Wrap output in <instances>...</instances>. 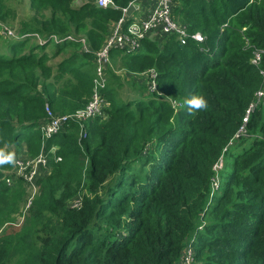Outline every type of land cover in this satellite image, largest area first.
<instances>
[{
	"label": "trees",
	"instance_id": "trees-1",
	"mask_svg": "<svg viewBox=\"0 0 264 264\" xmlns=\"http://www.w3.org/2000/svg\"><path fill=\"white\" fill-rule=\"evenodd\" d=\"M77 1L30 0L35 11L48 5L50 20L21 33L47 42L11 39L12 54H0V151L13 154L0 164V264H178L188 244L194 264H264V99L244 121L264 88V0H175L174 17L201 31L204 43L150 36L140 52L113 49L111 58L121 57L131 73L156 69L162 94L142 82L148 97L119 105L106 88L107 118L84 129L71 121L46 141L51 168L39 176L20 227H4L16 199L27 197L23 180L6 183L7 171L24 146L30 156L42 152L37 125L47 105L63 114L88 104L95 64L77 62H95L110 22L122 15L96 0ZM134 1L115 0L120 7ZM59 13L70 16L68 31L86 26L85 34L60 32ZM51 35L83 37L90 51L79 39L54 43ZM195 93L208 108L192 117L185 100ZM79 195L81 207H70Z\"/></svg>",
	"mask_w": 264,
	"mask_h": 264
},
{
	"label": "built area",
	"instance_id": "built-area-1",
	"mask_svg": "<svg viewBox=\"0 0 264 264\" xmlns=\"http://www.w3.org/2000/svg\"><path fill=\"white\" fill-rule=\"evenodd\" d=\"M138 0L131 2L126 7H120L115 0H96V4L101 8H113L120 9L122 15L118 20L110 22L108 33L106 34L102 46L99 50L95 51V77L93 80L92 96L86 106L79 108L70 113H57L47 105V118L37 125V129L42 134L43 150L38 156H30L27 150L22 151L17 155L13 161L12 167L7 171L5 175V181L9 186H13L16 180H23L24 186L27 192V198L29 199L30 206L32 199L35 197L38 191V178L43 172H48L51 168V157L46 151V141L58 134L64 127L71 121H77L80 123L81 128L84 129L85 123L92 118L102 117L107 118L108 107L110 105L109 100L106 98L104 91L108 85V70L111 65V51L113 49H119L127 54H134L140 52L143 48V40L150 36H154L155 40H159L162 37H170L176 35L181 44H187L190 41L197 43H204L206 36L201 31L190 32L185 24L178 21L174 15V8L176 6L175 0H151L152 7L148 9H141ZM138 4V8L133 12L131 16L127 15L128 8ZM142 10L144 13L140 16L137 14ZM0 32L3 37L10 39H21L27 36H35L40 44L47 42L38 33H21L17 29L0 20ZM66 36V37H65ZM51 35L48 40L54 43H60L65 41H76L79 39L83 46V50L88 52L90 48L85 38L77 37L74 35ZM262 50L256 48L254 50V58L252 62L259 65L261 62ZM143 83H145L149 93L162 92L158 89V71L154 68H150L142 73H136ZM264 99V88L256 93V99L250 105L249 110L244 118L247 122L251 112L257 107L260 101ZM176 105V102H172ZM246 132L243 126L240 130V134ZM56 148L54 147L51 152L55 154ZM56 161H60V156L54 155ZM223 160L218 163V166ZM82 204V196H76L69 203L72 208H79ZM204 225H201L202 228ZM196 251L192 245L184 247L178 264H194Z\"/></svg>",
	"mask_w": 264,
	"mask_h": 264
},
{
	"label": "rangeland",
	"instance_id": "rangeland-1",
	"mask_svg": "<svg viewBox=\"0 0 264 264\" xmlns=\"http://www.w3.org/2000/svg\"><path fill=\"white\" fill-rule=\"evenodd\" d=\"M0 1H1L0 14L2 13L0 18H2L3 22L14 26L18 32H22L23 29H25L26 27L38 28V29L42 28L44 27V22L50 20L51 8L48 5H44L43 8L35 11L30 6V0H0ZM77 2L82 3V0H78ZM138 2L139 0L137 1V3ZM149 2L150 0H143V2L141 1L140 3L141 9L143 10L144 8L148 9L149 7H152L153 3H149ZM75 5H76V1H75ZM142 10H140L137 14L141 16L144 13ZM57 17L60 21L59 23L62 24L63 27L65 28L64 30H66V31L60 30V32H69L76 35L85 34L87 30L86 26L81 27L78 30H72V31L67 30L70 27V16L68 14L59 13L57 14ZM50 26L54 30H57L59 24L54 23L53 26L52 25ZM9 42H11V39L1 36V32H0V54L3 55L12 54L11 53L12 51L8 46ZM51 46L55 47V44H52ZM63 57L64 56H62V58ZM111 62L112 64L109 67V69L110 68L111 69L110 71L108 70L109 73H108L107 90L109 92L108 94L110 98L113 97L112 101L116 102L119 105H122L130 101L141 100L148 97L147 95H144L142 91L141 78L136 73H131L127 69H125V67L122 64L121 57L116 55L115 58L113 57L111 58ZM10 148H12V146H10ZM222 166H223V161L218 166V171L221 170ZM11 197L9 202H11L10 204H14L12 199L13 197L12 198ZM28 204H29V199L26 196H24L20 200H18V198L16 199V209L11 214L9 218V222L4 226L6 227V229H12L16 231L20 227ZM8 211L9 210L6 209L4 215H6ZM187 242H189V239L187 240ZM187 242L186 244H188Z\"/></svg>",
	"mask_w": 264,
	"mask_h": 264
},
{
	"label": "clouds",
	"instance_id": "clouds-1",
	"mask_svg": "<svg viewBox=\"0 0 264 264\" xmlns=\"http://www.w3.org/2000/svg\"><path fill=\"white\" fill-rule=\"evenodd\" d=\"M187 107V113L189 116L195 117L198 112L205 111L208 108L207 98L201 93L192 94L185 100ZM13 160V154H5L0 151V164L11 163Z\"/></svg>",
	"mask_w": 264,
	"mask_h": 264
},
{
	"label": "crops",
	"instance_id": "crops-1",
	"mask_svg": "<svg viewBox=\"0 0 264 264\" xmlns=\"http://www.w3.org/2000/svg\"><path fill=\"white\" fill-rule=\"evenodd\" d=\"M141 1L143 2V0H139V3H141ZM149 3H151V0H150ZM144 9L146 10V8H144ZM53 49H55V47H52L50 45V46H48L46 48V51L49 52L50 54H53ZM70 49L71 48H67V49L63 50L64 52L62 51V53L59 56L53 58L52 59V64H57V62H60L63 58H65L68 55V51ZM62 56H64V57L62 58ZM77 64H92V67L94 68L95 62H92L89 58H86V59H80V60H78ZM111 64H112V62H111ZM95 69H96V65H95ZM63 113H68V112H63ZM24 150H27V148L25 146L23 147V150L22 151H24Z\"/></svg>",
	"mask_w": 264,
	"mask_h": 264
},
{
	"label": "water",
	"instance_id": "water-1",
	"mask_svg": "<svg viewBox=\"0 0 264 264\" xmlns=\"http://www.w3.org/2000/svg\"><path fill=\"white\" fill-rule=\"evenodd\" d=\"M138 8V4L131 5L127 10V15L131 16L133 12Z\"/></svg>",
	"mask_w": 264,
	"mask_h": 264
}]
</instances>
